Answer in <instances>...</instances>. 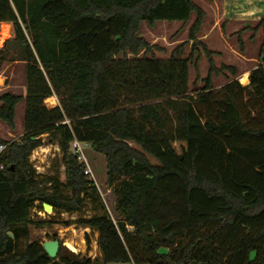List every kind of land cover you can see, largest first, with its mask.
I'll return each mask as SVG.
<instances>
[{"label":"trees","instance_id":"16d2710c","mask_svg":"<svg viewBox=\"0 0 264 264\" xmlns=\"http://www.w3.org/2000/svg\"><path fill=\"white\" fill-rule=\"evenodd\" d=\"M205 16L194 0H0V24L14 35L0 62L12 44L25 72L24 97L0 95L10 130L24 102L23 135L0 138V264H264V58L248 85L232 79L213 90V76L237 71L216 68L199 42ZM192 18L187 58L177 48L158 59L139 35L142 24ZM259 28L264 40V19ZM196 45L209 68L191 95ZM44 135L60 150L63 182L29 162ZM73 140L104 155L99 190L70 152ZM84 200L101 212L77 223L97 233L100 260L67 250L51 260L29 242V226L47 224L32 222L31 210L73 213Z\"/></svg>","mask_w":264,"mask_h":264},{"label":"rangeland","instance_id":"374dc122","mask_svg":"<svg viewBox=\"0 0 264 264\" xmlns=\"http://www.w3.org/2000/svg\"><path fill=\"white\" fill-rule=\"evenodd\" d=\"M200 7H204L209 12L215 7H221L222 0H194ZM258 17V18H257ZM254 21H249L245 25L238 27L213 28L212 21L206 22L198 35L199 42L206 46L212 53L211 59L216 68L221 66H232L236 69V77H232L229 72L223 71L212 77V88L220 90L229 80H237L241 86L240 78L256 68L264 58V40L262 28L255 30L257 23L264 19V16H256ZM191 21L183 25L181 23H156L153 28L141 25L139 35L146 40L150 46L155 48L152 54L161 60L168 59L178 48L175 55L187 58L191 53L192 43L188 42V28ZM211 24V25H210ZM1 36L6 35L10 29L12 40V24H0ZM263 45L262 55L260 56L261 46ZM8 56L5 61L0 62V95L5 92L22 96L25 95V72L24 64L16 61L19 59L17 48L10 44L7 48ZM192 60L188 71V93H194L203 86L202 80L206 78L208 72V62L199 45L195 46L192 52ZM143 54L140 53L139 57ZM129 57V56H128ZM196 65V68H195ZM197 78V80H196ZM45 100L44 105L51 109L58 105L56 97ZM24 102L21 101L15 108L14 130H10L6 125L0 123V138L11 142L18 140L23 135ZM42 146L35 148L30 156L29 162L38 175L52 176L58 174L61 182L64 180V171L61 166V153L57 145L48 144L49 139L46 135L41 136ZM83 153L88 162L95 183L102 187L106 182V161L103 154L95 152L89 144L82 143ZM105 192V190H101ZM68 195V193H66ZM104 206L111 208L113 197L108 194L103 197ZM37 211L38 207L35 208ZM95 206L89 201L84 200L81 208L73 213L54 212L46 213L44 217L36 215L32 210L30 220L34 223L47 222L42 227L29 226V242H39L40 244L57 240L61 250H67L74 255L100 260V252L97 246V233L80 227L77 223L81 219H89L94 215H100ZM71 243L75 251H71L65 243ZM23 246V242L21 243Z\"/></svg>","mask_w":264,"mask_h":264},{"label":"crops","instance_id":"0c3cea01","mask_svg":"<svg viewBox=\"0 0 264 264\" xmlns=\"http://www.w3.org/2000/svg\"><path fill=\"white\" fill-rule=\"evenodd\" d=\"M202 9L206 15L204 24L212 21L213 28L238 27L256 20V16H264V0H222L221 7L211 8L210 12L204 7Z\"/></svg>","mask_w":264,"mask_h":264},{"label":"built area","instance_id":"2783aa9c","mask_svg":"<svg viewBox=\"0 0 264 264\" xmlns=\"http://www.w3.org/2000/svg\"><path fill=\"white\" fill-rule=\"evenodd\" d=\"M1 24H5L6 23H1ZM1 28V27H0ZM1 32V30H0ZM1 34V33H0ZM10 34H11V31L10 29L8 30V37H10ZM6 39H8L7 37L3 38L1 35H0V48L2 47L3 43L6 41ZM4 149V146H0V154L1 152L3 151ZM83 147H82V143L81 142H78L77 140H73L71 143H70V152L76 157L77 161L80 163V164H83L84 165V170H83V174L88 178L89 181H91L96 187L97 189L99 190V187L98 185L95 183L94 181V178H93V175L91 173V170L89 168V165H88V162L84 156V153H83ZM0 169H2V167H0ZM36 215L40 216V217H44V215L46 214L43 210H36L35 208L32 210Z\"/></svg>","mask_w":264,"mask_h":264},{"label":"water","instance_id":"95a60500","mask_svg":"<svg viewBox=\"0 0 264 264\" xmlns=\"http://www.w3.org/2000/svg\"><path fill=\"white\" fill-rule=\"evenodd\" d=\"M42 210L45 213H53V208L46 203L42 204ZM41 246L48 258H50L51 260H54L56 258L58 250L60 248L59 242L57 240L44 242L41 244Z\"/></svg>","mask_w":264,"mask_h":264},{"label":"bare ground","instance_id":"6f19581e","mask_svg":"<svg viewBox=\"0 0 264 264\" xmlns=\"http://www.w3.org/2000/svg\"><path fill=\"white\" fill-rule=\"evenodd\" d=\"M5 37H8V32L6 33V35H3V38H5ZM247 82H248V80H247V74H244L243 76H241V78H240V83L242 84V85H246L247 84ZM65 246H67V248H69L71 251H75V248H74V246L71 244V243H65Z\"/></svg>","mask_w":264,"mask_h":264}]
</instances>
